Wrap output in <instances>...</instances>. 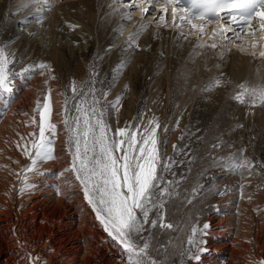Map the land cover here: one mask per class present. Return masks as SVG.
I'll use <instances>...</instances> for the list:
<instances>
[{"label": "bare ground", "instance_id": "obj_1", "mask_svg": "<svg viewBox=\"0 0 264 264\" xmlns=\"http://www.w3.org/2000/svg\"><path fill=\"white\" fill-rule=\"evenodd\" d=\"M110 2L47 0L50 10H45L43 2L0 0V43L15 28L14 42L5 47L6 51L14 54L15 61L23 60L26 66L33 59L36 65L44 64L50 69L37 68L31 79H16L14 95L5 99L8 103L6 111L0 115V264H33L29 257L37 258L35 264H125L128 258L125 259V252L111 240L94 211L86 205L83 191L59 178L60 173L65 174L60 172L66 162L63 148L56 147L55 158L52 159L61 164L57 167L50 165L51 168L46 169L48 163L45 161L44 167L37 168L45 172L44 177L34 172H21L30 163L22 153L23 145L30 141L29 133L35 132L37 127L34 119L28 117L33 95L41 102L46 95L50 96L51 123L58 128L62 116L61 75L63 72L66 76L71 75L78 88L86 72H94L92 67L99 57L100 61L105 60L103 78H106L111 64L115 61L118 64L113 92L108 94L113 96L123 87L126 97L124 100L121 98L123 103H120L128 109L124 114L123 110L121 114L116 112L121 119L126 117L129 121L133 116L135 80L150 77L149 86L157 85L164 89L166 101L171 107L176 106L178 116L186 114L196 123L207 122L203 128L195 124L201 131L198 135L195 132L187 135L191 138L189 143L200 142L204 148L207 147L206 151L203 149L208 158H212L210 153L213 154L217 148L212 145L217 143L220 149L216 150L227 158L220 153L219 158L223 156L225 161H212L213 168L221 167L220 176L229 183L224 198L218 196V185L222 179H216L214 186L198 198L191 199V203L187 198L177 197L171 204L173 208L170 210H175L168 211L172 214L168 220L174 225L171 230L175 234L168 241L173 246L172 250L168 248L172 255L165 259L164 264H173L174 257L177 264H181L182 248L191 236L192 228L198 229L197 222L204 213V205L211 198H214L216 212L206 216L204 221L209 228L201 239L207 241V251L200 264H258L264 259V211L259 207L262 202L264 204V192L259 191L257 195L256 191L264 179L252 157L255 156L259 162L264 161V104L257 100L253 105L247 98L245 103H239L233 96L241 83L264 85V58L259 56V52L264 51V41L258 42L255 57L251 47L253 38L247 35L228 44L227 48L220 45L216 50L197 49L194 48L195 34L188 40L177 39L181 30L164 29L153 24L139 35L136 41L139 47L129 49L127 37L137 28L139 10L133 11L132 19L125 21L119 14H110ZM118 7L125 10L123 4ZM144 22L149 23L150 18ZM69 25L77 27L70 28ZM211 27L209 25V29ZM120 28L123 29L122 34L118 31ZM188 31L186 25L183 35L187 36ZM203 39L206 41L207 37ZM89 50L94 51L90 65L86 62ZM221 51L224 52L222 57ZM72 60L77 64L74 71ZM217 78L222 81L221 85L204 90L210 81ZM0 106L4 108L1 101ZM165 112L166 106L161 115ZM227 119L233 122L232 127L225 123ZM214 123H225V127L230 128L229 132L226 130L229 140L233 141L226 142L224 137L218 139L216 135L219 134L216 133L219 131L214 129ZM170 139L168 151L176 143L173 134ZM245 161L250 163L245 164ZM190 162L194 163L193 160ZM198 168L200 171L202 167ZM229 176L231 179H227ZM25 183L36 187L21 192ZM172 233L166 231L165 238L170 239ZM182 263L196 264L191 260Z\"/></svg>", "mask_w": 264, "mask_h": 264}, {"label": "snow or ice", "instance_id": "obj_2", "mask_svg": "<svg viewBox=\"0 0 264 264\" xmlns=\"http://www.w3.org/2000/svg\"><path fill=\"white\" fill-rule=\"evenodd\" d=\"M30 2H43L46 5L45 10H50L47 0ZM120 4H123L124 11L118 7ZM108 7L110 14H119L125 21L131 20L132 12L139 10L137 28L127 37L129 49L139 47L136 43L139 35L153 24L164 29L171 27L173 30H181L177 39L188 40L195 34L197 40L194 48L197 49L216 50L220 45L227 48L228 44L242 40L247 35L253 38L251 47L255 57L258 42L264 41V0H111ZM149 18L150 22L145 23ZM186 25L189 29L187 36L182 33ZM209 25H212L211 29ZM118 31L123 33L122 28ZM204 37H207L206 41ZM220 55L222 57L224 52L221 51ZM259 56L264 58V51H260ZM14 63V54L0 46V97L14 92L17 78L23 79L37 68L48 69L47 65L39 64L26 66L17 72L10 67ZM221 83L220 79H213L204 90H210ZM237 88L239 91L233 96L237 102L245 103L247 98L253 105L257 100L264 104V85L249 86L241 83ZM71 90L74 97L79 91L81 99L73 106L74 115L69 113L67 98L64 101L62 115L68 133L66 144L71 162L63 172H72L75 175L83 190L84 199L91 206L107 235L127 254L128 264H160L148 253L149 238L141 234L157 226L162 229L174 227L166 222V204L175 194L174 185L180 182L165 179L164 174L169 172L174 161L171 157L165 160L161 155L157 136L160 124L153 117L147 124L126 123L124 127L113 130L107 123L105 109L96 97L94 86L84 92L73 81ZM102 95L107 96V91ZM88 96L92 97L90 102ZM119 99L117 97L111 105L117 111ZM34 111L39 115L38 135L36 132L29 133L31 139L23 145L22 153L30 163L21 172L44 175L45 173L36 172L38 164L55 158L54 140L51 137L55 135L57 125L51 123L50 96L46 95L42 104L38 102ZM17 147L20 148L21 145L18 144ZM177 147L174 145V150ZM34 187L36 185L25 183L21 192ZM192 191L195 193L196 189ZM188 202L191 203V200ZM153 212L155 218L151 217ZM208 228L209 225L204 224L199 235L206 234ZM191 232L187 241V259L200 264L202 255L207 251V241L197 239V227H193ZM137 237L143 240L142 245L137 242ZM29 258L35 264L37 258ZM258 264H264V259Z\"/></svg>", "mask_w": 264, "mask_h": 264}, {"label": "rangeland", "instance_id": "obj_3", "mask_svg": "<svg viewBox=\"0 0 264 264\" xmlns=\"http://www.w3.org/2000/svg\"><path fill=\"white\" fill-rule=\"evenodd\" d=\"M14 29L10 30V34H7L6 39L5 38L2 39V43H0V45H2V47H9L10 45H12L11 43L14 42L13 40H14V37H15V34H14L15 30ZM86 56H87L86 57V62L88 63V65H90V62L94 58V51H92V50L87 51L86 52ZM99 58H98V60H96L97 63L95 62L94 68L92 67V69H93L92 71L95 72V76H93V73L89 74L88 72H86V74L84 75L85 77H83L82 83H81L80 87H78V89L83 88L84 92H88L94 86L96 97L98 99H100L101 106L105 109V112H106V117L105 118L107 120V123L112 127L113 130L115 128H117V127H124L126 125V123H133L134 122V123L147 124V121L149 119H152L153 117L156 118L157 122L161 126L158 129V131H157V136H158V139L160 141L159 148H160L161 155H162V157L165 160H167L169 157H171L173 159V161H174V163H173L172 167L170 168L169 172L164 174L165 175V179H168V180L175 179L177 181H180L178 184L174 185L173 191H174L175 194L172 195L167 201V204H166V219L167 220H168V218L171 219V217H169V216H171L172 214L168 213V211H174L175 210V208L173 210H170V208L171 207L173 208V206H172L173 202H175V199H177V197H179V198L180 197L181 198H187L188 200H191V199H194V198H198L200 195L204 194L205 190L207 191L209 188H211L212 186L215 185L216 179H222L221 184L218 185V192H219L218 196L224 198L226 196V192L228 191L227 186L229 185V183L227 181H224L222 176H220L221 173H222L221 167L220 168L219 167H217V168L214 167L215 169L213 168V164L214 163H212V161L214 162V161L218 160L217 161L218 163L219 162H223V161H225L226 156H224V154L222 152H220L225 157L224 158L223 156H221L220 157L221 159H220L219 156L221 154L217 151V150L220 149V147L219 148L217 147L216 148L217 150L216 149L213 150V154L210 153L211 155H213L212 158L210 157L212 159L210 161V158H208L209 155L207 157V155L205 154V151H206L207 147H205L206 148L205 149L200 142H198L196 144L195 143L190 144L189 141H190L191 138L189 139V137L187 136V135L191 136L194 132H195V134L197 133L196 135H198V133H200V131H201V128H203V127H205L207 125V122H205V123H203V122L196 123V122L192 121L191 119L189 120L188 119L189 117H187L188 115H186V114H184L183 117H180V115L178 116L179 112L176 109V106L172 105V107H171L170 103L168 104L169 101H166L164 89L162 87H160V86H157V85L153 86V87L149 86L150 79H151L150 77H145V78L139 77L137 80H135L134 90H135V94H136V104L133 106V112H132L133 116H132V118L129 121H128V118H126V117L125 118L123 117V119H121L122 117L119 116L118 113H116L117 110L114 109L111 105H112V102H115L116 98L119 97L120 99H119L118 104L116 105V108H118V111H119L120 114H121L122 110L124 111V112L122 111L123 114L127 112V109H128V108H126L127 106L121 104V103H123V100L126 97L123 87H121L119 89L120 91L116 92L115 95L113 94V96L111 94H108V93H112L113 92V90H112L113 89V83H114V81L116 79V77H115L116 70L115 69H116V66L118 64L116 63V61L113 64H111L108 67L109 71L107 72L106 78H103L104 74H105L104 72L106 70L104 68L105 60L102 59V60H104V62L102 60H101L102 61L101 62ZM29 65L35 66L36 62L32 59V62H30L27 66H29ZM71 65H72L71 67H72V69L74 71L77 68L76 67L77 66L76 62L72 60ZM10 67L13 68V70L18 72L21 69H23L24 67H26V65H25L23 60L17 59V61H15V63L13 65H10ZM33 74H34V71L31 72L29 76L26 75L25 77L31 79L33 77ZM17 79H20V78H17ZM60 79H61V82H62V87H61V98L62 99L60 100V102H61L60 106L62 107V112L60 114L62 115V113H63L64 101L67 98L68 105H69V113L74 115L75 113H74V107L73 106H74L76 101L81 99L80 93L78 91L77 95L75 97L73 96V93H72V90H71L72 89V82L71 81H73L72 80L73 78H71V75L70 76L69 75L66 76L65 73L63 72V74L61 75ZM62 79H63V81H62ZM105 91H107V95L108 96L102 95ZM12 95H14V92L12 94H10V95L6 94L5 96L0 97V101H1L2 105L4 106V108L2 106H0V113L1 112L3 113V112L6 111V107H7L8 103H7V101L5 99L12 97ZM37 98H38L37 96L34 97V95H33L32 100L30 102V107L31 108L30 107L28 108V110H31V113L28 114V117L31 118V119H34V120L36 119L35 120L36 121L35 124L38 125L39 115H38L37 112L34 111V109L37 108L39 101H40L41 104H42L43 101L41 102V99H39V98L37 99ZM87 99L90 102L92 97L88 96ZM34 101H35V103H34ZM163 104H165V106H166V112H165L164 115H161L163 107H165V106H163ZM60 109L61 108L59 107V110ZM176 112H178V114ZM2 113L0 115H2ZM141 114H142V119H140ZM117 118H119V119H117ZM60 119H61L60 120L61 122L59 124V127L56 128L55 135L51 137L54 140V144L53 145L56 144L55 146H53V150L55 151L56 147L58 149H62L63 148L62 149V152H64L63 159H64V162L66 161L64 166H63V168L60 171V172L65 173V174H61L60 173L59 174L60 175L59 178L61 177L64 181H66V184H69V185L71 184L70 186H72V187H73V185H75L74 187H77L80 190H82V188H81V186L79 184V181H77L76 178H74L75 175L72 172H67V173L63 172L64 169L68 168L67 165L70 164V162H71V156L69 155L68 146L66 144L68 133L66 132L65 127H64V123H63L64 117H63V115L60 116ZM227 121H228V119L226 120L225 123L228 125V127H232L231 125H232L233 122L230 121L231 122L230 123L228 121L229 124H230L229 125L227 123ZM195 124L199 125L201 128L195 127ZM224 124H222L224 126V127H222V125H220L219 123L218 124L214 123L213 127L216 130V132L219 131L218 133H216V134H219V135H216L217 138L219 139V137L220 138L224 137L225 139H223V140H226V142H227L229 140V136H228L227 133L229 132L230 128L225 127L226 124L225 125ZM218 125H220L221 128H219L220 126H218ZM215 126H217V127H215ZM20 128H22V127H20ZM35 128H36L35 132L38 133V130H37L38 126L35 127ZM196 128H199V129L197 130ZM220 129H223V131H221ZM226 130L228 132H226ZM225 133L227 135L223 136V134H225ZM172 134L174 135V140L173 139L172 140L176 141V143H174V145H177L178 147L175 150H174V148H172V150L168 151V148L170 146L169 142L171 140L170 137H171ZM231 141H233V140L230 139L228 142H231ZM216 145H217V143H216ZM203 148L205 149V151H204ZM183 150H186V151L180 153ZM215 151H216V153H215ZM65 153H67V154H65ZM203 155H205L204 157L205 158L207 157V158L205 159L203 157V159H201L200 156L202 157ZM252 158H253V163L254 164L258 163V166H259L258 169H259L260 174L262 175V177L264 179V161L260 160L261 162H259L258 159L255 156L252 157ZM50 160L53 161V162H51V161L48 162L49 160H47L46 163H48V164L50 163V164L49 165L47 164V166L45 167L46 169H48V167L51 168V166L52 167H57V165L60 163V161H58L56 159L55 160L50 159ZM192 160L194 161V163L190 162ZM201 161L204 162V163L206 162V163L202 164ZM195 162H196V168H195ZM207 162H208V164H207ZM41 163H43V164H41ZM41 163L38 164L37 168L38 167L40 168L41 165H42V167H44L45 164H46L45 161L41 162ZM197 163H200L201 165L199 164L198 166H200V168L201 167L204 168L206 171L204 169H202V168L200 169L201 172L198 171L199 168L197 166ZM209 163H212L211 164L212 166L209 165ZM208 165L211 166V167L208 168L209 167ZM36 170L39 173H45L43 171H39L38 169H36ZM173 173H175V176H173ZM69 174H72V175H69ZM37 175L39 177H41V175H39V174H37ZM44 176H45V174L42 177H44ZM231 177L232 176H229L227 179H231ZM74 180H76L75 181V183L77 182L76 184L74 183ZM193 189H196L195 193H193V191H192ZM259 191L260 192L261 191L264 192V182H261L260 189L258 191H256L257 195L259 194ZM85 203L89 207V209L93 212L91 206L86 202V200H85ZM259 207L261 209H263V211H264L263 202H262V206L259 205ZM215 212H216V208H215V205H214V198H211L209 201H207V204L204 205V213L201 215V218L197 222V224H198L197 239H201L202 238V236L199 235V230H203V225L205 224L204 221H205L206 216L214 214ZM167 213H168V215H167ZM181 214L182 213H180L179 215H181ZM151 217L155 218V212L151 213ZM177 219H179V218H177ZM167 220H166V222L169 223V220L168 221ZM146 227H148V226H146ZM165 230L169 231L170 233L173 232L171 229H162L159 226H157L156 228H149L148 231H146V232L141 234L143 237L149 238L150 247L148 249V253H149V255L152 258H154L157 261H159L160 264H164L165 259L168 260L170 258V255H172L171 254L172 252L170 250H168V248L171 249V248H173V246H172V244H169L171 242H168V241H171V238H172L173 234H175V233L170 234V239H167V238H165V233H166ZM137 238H139L137 240L138 243L142 245L143 240H141L140 237H137ZM113 242H115V241H113ZM154 246H155L156 250H154L155 249ZM188 247H189V245L186 242L184 247L182 248V251H181V254H180V256H181V261H180L181 264H183L182 263L183 261L187 263L188 259H187L186 253H187ZM118 248H121V247L118 245ZM152 248H154V249H152ZM121 250L124 253L122 248H121ZM158 251H159V253H158ZM164 251H165V253H164ZM164 254L166 256H164ZM126 258H127V255L125 253V259ZM127 260H128V258L126 259L127 263L125 262V264H128ZM172 261H173V264H177V262H178L176 257H174Z\"/></svg>", "mask_w": 264, "mask_h": 264}]
</instances>
